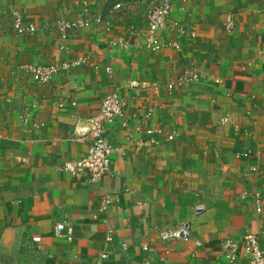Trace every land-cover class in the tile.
I'll list each match as a JSON object with an SVG mask.
<instances>
[{
	"label": "crops",
	"instance_id": "0c3cea01",
	"mask_svg": "<svg viewBox=\"0 0 264 264\" xmlns=\"http://www.w3.org/2000/svg\"><path fill=\"white\" fill-rule=\"evenodd\" d=\"M155 1L0 0L38 28L29 62L84 60L49 83L16 69L0 89V264H228L222 241L247 233L264 249V0H171L168 45L151 51ZM96 15L60 39L58 21ZM112 92L124 107L105 123L111 176L59 171L87 153L76 126ZM185 223L186 240L159 238Z\"/></svg>",
	"mask_w": 264,
	"mask_h": 264
},
{
	"label": "built area",
	"instance_id": "2783aa9c",
	"mask_svg": "<svg viewBox=\"0 0 264 264\" xmlns=\"http://www.w3.org/2000/svg\"><path fill=\"white\" fill-rule=\"evenodd\" d=\"M115 9L122 8L121 3L114 5ZM173 11L171 0H157L152 3L147 12V28L145 30L144 39L146 47L151 51H158L164 48L168 43H164L159 38L160 30L166 27L167 20ZM230 21V18L228 17ZM101 15H96L92 18L78 17L75 19H66L58 21L55 28L58 30L60 39L64 40L70 31L77 28H85L93 23H102ZM13 29L18 35H33L38 28L34 23L26 21L24 16L17 11H13L12 17ZM175 49L180 48L177 43H172ZM84 62L83 59H69L61 63L37 64L31 63L25 65V70L31 74L33 79L41 83H49L58 73L63 70H68L72 67H77ZM196 80L197 75L193 74L188 77ZM75 105V101L71 102ZM63 106V103L60 104ZM123 99L116 93L107 94L101 101L100 108L97 114L87 118L82 125L76 126L77 133L90 139V146L87 153L78 159H69L59 165L58 170L69 173L72 176L78 174H86L90 181L96 182L103 177L111 176L112 153L114 147L106 138L105 123L123 117ZM22 122L28 124L32 121V113L24 111ZM36 125L34 123H31ZM138 132L146 135L159 134L162 132L160 127H147L137 129ZM172 138V135H169ZM146 138L134 139V148L137 150L149 147L151 143L145 140ZM245 155V154H244ZM110 202L109 198L105 199L101 209H105ZM70 237L72 234L71 228L65 222H59L54 226V232L57 236H64L63 231ZM112 233V229H109ZM189 236V225L187 223L173 229H163L159 232V238L163 241L169 239H184ZM111 236L108 235V240ZM221 250L228 264H241L242 261L246 264H264V249L260 247V237L255 233H247L240 238H226L221 243ZM106 253H101L100 258L105 259Z\"/></svg>",
	"mask_w": 264,
	"mask_h": 264
},
{
	"label": "rangeland",
	"instance_id": "374dc122",
	"mask_svg": "<svg viewBox=\"0 0 264 264\" xmlns=\"http://www.w3.org/2000/svg\"><path fill=\"white\" fill-rule=\"evenodd\" d=\"M12 17L13 11L10 8L3 13L0 12V89L4 86V82L11 80L14 70L26 71L25 65L38 63L29 62L25 56V49L28 50V47L33 45L36 34L18 35L13 29Z\"/></svg>",
	"mask_w": 264,
	"mask_h": 264
}]
</instances>
